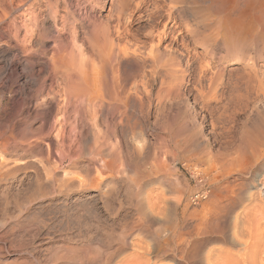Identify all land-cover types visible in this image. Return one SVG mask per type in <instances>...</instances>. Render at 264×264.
Listing matches in <instances>:
<instances>
[{"label": "rangeland", "instance_id": "1", "mask_svg": "<svg viewBox=\"0 0 264 264\" xmlns=\"http://www.w3.org/2000/svg\"><path fill=\"white\" fill-rule=\"evenodd\" d=\"M49 1L0 0V264H114L131 255L205 264L196 252L236 250V215L258 209L260 220L263 210L252 206L264 199V94L247 86L257 85V74L264 84V14L244 0H126L121 44L152 59L141 57L135 72L121 61L116 87L90 90L85 98L105 101L106 116L87 105L79 114L73 103L84 98L61 73L41 72L56 41L43 17ZM120 2H96L93 13L115 26ZM26 23L35 29L34 71L17 61L6 68L2 50H17ZM175 51L184 80L164 72L178 60ZM204 155L214 158V171L201 170ZM195 173L211 189L197 206Z\"/></svg>", "mask_w": 264, "mask_h": 264}, {"label": "bare ground", "instance_id": "2", "mask_svg": "<svg viewBox=\"0 0 264 264\" xmlns=\"http://www.w3.org/2000/svg\"><path fill=\"white\" fill-rule=\"evenodd\" d=\"M217 1H219V0H217ZM96 2H103V0H76V1L64 0V1H62V3L65 5L64 6L65 8L63 10L64 13H62L60 10L59 0H55L53 2L52 1L48 2V7H49V9L47 11L48 13L46 12L47 15H43V17H44V19L51 20L52 24L49 26L48 30L51 33L56 34V36H55L56 41L55 42H57V44L54 42V46L51 45L52 47H54L53 48L54 55L51 56V58L48 59V61L46 60L41 64V72L55 74V76H57L59 73H61L62 74L61 75L62 82L65 84H69L77 92V95H80L82 98H84V100L80 101L81 103H78V102L73 103L75 108H76V111L79 114H82L85 111L84 106L87 105L90 107V109L95 108V110H96V108H100L104 115L109 116L112 113L111 109H103L102 110L104 103L106 104L105 101H103V100L100 102L96 101L95 97L94 98L91 97L89 99H86L85 98L86 95L90 93V90L92 88L99 91L100 92L99 94L101 95L102 90L107 91L112 87H116V85H118L117 84L118 79L116 76L115 69L117 68L118 64L121 61H123V62L124 61L125 62L130 61L129 64H131L132 69L130 67H128V68H130L129 70H131L132 72L133 71L135 72L137 67L138 68L142 67L141 65L146 62V61H144V62L140 61V58L142 57L141 60H146L147 59L146 56H148L149 54H147V55L145 53L141 54V52H140V54H138L139 52L136 54V52H134L135 50L132 52L131 49L129 50V49H127V47H125L121 44V41H122L126 31H127V30H125V27L123 28V21H122V17H121L122 12H123L122 9L124 8V6L127 5L126 0H121V2H120V5H121V7L119 6L120 12L116 16V20H117L116 24L117 25H115V26L112 25L110 20L109 21H104L105 19L101 20L97 16V14L93 13V11L95 9L94 4ZM220 3H222V5H224V6H225V4H228V3H230V4H235V3L237 4L238 3L239 4V0H220ZM84 4L85 5L88 4V5L85 6ZM242 4H245V6L250 7V8H255L257 10L259 8V12L261 14H264V0H244L243 3H241V5ZM256 6H258V7H256ZM228 7H232V5L231 6L229 5ZM234 7H237V6H234ZM226 8H227V6H226ZM230 9H232V8H230ZM238 9H239V7H238ZM244 9H246V7ZM240 11H241V9H240ZM250 11H252V10H250ZM131 14L133 15V12ZM245 14H246V10L242 14H240V18L246 17ZM77 25H80V28H77ZM24 27L26 29V32L23 35V38L20 40V44L17 47V50L13 51L12 48H7V49L2 50V59L4 60L3 63H4L6 68L8 66H10L13 62L17 61L19 63L23 62L25 68H28V69L34 71L33 68H35V65L32 62V60L30 61V58H28V55H30V54H28V42H30L29 39L33 36V33L35 31L34 24L30 25V24L26 23ZM17 31H18V29L15 31L13 36L16 37L17 40H19L18 39L19 35H18ZM44 31H47V29H45ZM36 32H37V30H36ZM80 32H83L85 34L84 40L82 42H80V40L78 39V34ZM156 36H157V38L158 37L159 38L157 41L155 40L156 41L155 43L159 44L162 40L161 36H158V35H156ZM18 43H19V41H18ZM39 43L43 44V42H41V40H40V42H38V45H40ZM153 46H154V44H153ZM157 46H159V45H157ZM156 51L157 52H155L156 53L155 58L158 61H162V59H163L162 55L164 53H172L171 50L169 49V47L164 49V53L162 55H160V52H159L160 49L159 48L156 49ZM173 54L176 55L178 60L176 62L175 61L174 62H167L166 67H169V68L166 71L164 69V72L168 73V77L170 79L174 76L181 79L183 75H178V74H180L184 71L183 70V63L181 61L183 55L180 53L178 54L176 51ZM151 59H152V57H151ZM147 60L149 61V58ZM123 62H122V64H123ZM126 64H128V63H126ZM164 66L165 65H163V67ZM126 68H127V66L125 67V71L128 72L126 70ZM254 68L252 67V69H254ZM139 70H141V69H138L137 72H139ZM162 72H163V70H162ZM257 72H259V71H257ZM129 73H131V72H129ZM167 73H165V74H167ZM163 76H165V75H163ZM255 77L258 79L259 82L257 81V85H255L256 83L254 85H251V81H250V83L248 82L247 87L249 88V93L253 94V95L254 94L259 95L260 93L264 94V84L262 82V78L260 79L258 74ZM45 81H46V79L37 81V85L43 86L45 84ZM211 81L214 82L216 80L211 79ZM55 82H57V81H55ZM217 84H218V81H217ZM177 87H179V86H177ZM212 88H210V89H212ZM135 91H137V90H135ZM150 92H151V90H150ZM216 92H217V90H216ZM145 94H146V92H145ZM179 94H180V92H179ZM48 95H50V93ZM100 95H98V96H100ZM138 95L140 96V98L142 99V102H143L145 97L143 98L142 95H140V94H138ZM139 96L135 97V98H138L137 101L141 100L139 98ZM214 96H216V95H214ZM97 98H99V97H97ZM195 101H197V100H195ZM142 102H139V103L136 102V103L143 104L144 102L143 103ZM60 105H61V103H60ZM53 108L54 107H51V106L46 108L47 113L49 112L50 114H52V116H53ZM48 109H50V110H48ZM262 111H260V112H262ZM97 113H98V111L96 110V114ZM78 127L82 129V126H78ZM3 157H2V155L0 156L1 165L4 164V158L5 157L4 158ZM213 159L214 158H211V156H209V155L202 156L198 162V163H202L203 167L201 168V170H203V171H214L215 170V161ZM198 163L191 165V166H193V168H192L193 170H200L197 168ZM258 198L254 199V202L258 201L259 200ZM259 202H260L259 205H256L254 203V206H252V207H254V211H256L255 208H258V207H261V209H263L261 211L262 212V218L260 219V220H262V219H264V199H260ZM252 209L253 208H251V210ZM257 211H258V209H257ZM257 211L255 212L256 214H257ZM255 213H252V211H251L250 213L245 212V213H243V215L242 214L236 215L235 221L233 224L234 225L233 226L234 227V235H233V243H232V245H234L236 247V250H233V249L227 250V249L221 248L216 253H215V250L211 251V252H206V253H203L200 251V253L196 252L195 256L199 257L202 254H205V256L203 255L205 257L204 258L205 264H264V225L260 222V220H258L257 215ZM206 221H207V219H206ZM213 224H215V223L213 222ZM210 227H208V228H210ZM200 228L201 227H199L198 230ZM201 229H203V228H201ZM200 235H202V234H200ZM144 248L145 247L142 248V246H141L140 249H144ZM144 250H146V249H144ZM146 251L150 252L149 250H146ZM147 255H150V254H147ZM135 257H137V256H135ZM135 257H134V255L133 256L131 255V257L130 256L129 257L124 256V257L120 258L119 261H117L114 264H162L160 262L151 261V259L147 258V256H145V255L144 256L142 255L141 257L138 256L137 258H135ZM135 260H136V262H133Z\"/></svg>", "mask_w": 264, "mask_h": 264}, {"label": "built area", "instance_id": "3", "mask_svg": "<svg viewBox=\"0 0 264 264\" xmlns=\"http://www.w3.org/2000/svg\"><path fill=\"white\" fill-rule=\"evenodd\" d=\"M193 178L195 183V191L190 196V201L193 205L197 206L209 198L211 189L207 183L205 175L201 173H195Z\"/></svg>", "mask_w": 264, "mask_h": 264}]
</instances>
